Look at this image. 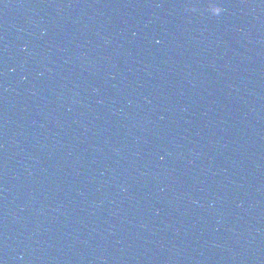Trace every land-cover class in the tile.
I'll return each mask as SVG.
<instances>
[{"label":"water","instance_id":"1","mask_svg":"<svg viewBox=\"0 0 264 264\" xmlns=\"http://www.w3.org/2000/svg\"><path fill=\"white\" fill-rule=\"evenodd\" d=\"M0 264H264L164 0H0Z\"/></svg>","mask_w":264,"mask_h":264},{"label":"clouds","instance_id":"2","mask_svg":"<svg viewBox=\"0 0 264 264\" xmlns=\"http://www.w3.org/2000/svg\"><path fill=\"white\" fill-rule=\"evenodd\" d=\"M212 15H220V13L223 11V9L218 6L217 4H210L208 9Z\"/></svg>","mask_w":264,"mask_h":264}]
</instances>
